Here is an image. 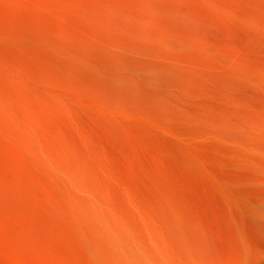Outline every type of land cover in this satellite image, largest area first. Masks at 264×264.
<instances>
[{"label":"rangeland","instance_id":"rangeland-1","mask_svg":"<svg viewBox=\"0 0 264 264\" xmlns=\"http://www.w3.org/2000/svg\"><path fill=\"white\" fill-rule=\"evenodd\" d=\"M0 264H264V0H0Z\"/></svg>","mask_w":264,"mask_h":264}]
</instances>
